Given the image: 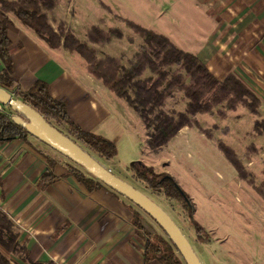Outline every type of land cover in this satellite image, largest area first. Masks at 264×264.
Segmentation results:
<instances>
[{
  "label": "crops",
  "instance_id": "1",
  "mask_svg": "<svg viewBox=\"0 0 264 264\" xmlns=\"http://www.w3.org/2000/svg\"><path fill=\"white\" fill-rule=\"evenodd\" d=\"M147 1L131 3H146L145 7L159 11L158 19L165 16V22L174 25L159 33L177 47L173 36L199 44L196 50L180 49L195 54L218 80L229 73L238 76L264 106V0ZM11 20L13 76L23 90L36 81L48 84L53 98L66 100L74 123L114 143V132L131 135L132 127L145 135L135 112L91 77L85 65L83 72L69 69L68 61L75 60L77 53L49 49L32 31ZM83 35L76 34L84 41ZM62 158L33 137L0 144V208L14 222L18 241L31 259L55 264H142L143 243L130 224L131 202L108 188L87 191L66 176L70 163ZM48 160L56 162L57 180L40 190L36 182L49 168ZM105 164L107 169L114 165L113 160Z\"/></svg>",
  "mask_w": 264,
  "mask_h": 264
},
{
  "label": "trees",
  "instance_id": "2",
  "mask_svg": "<svg viewBox=\"0 0 264 264\" xmlns=\"http://www.w3.org/2000/svg\"><path fill=\"white\" fill-rule=\"evenodd\" d=\"M56 6L57 0H0V88L32 107L46 122L100 164V159L111 162L117 156L116 144L94 132L83 130L74 123L68 115L66 100L53 98L48 84L36 81L31 88L23 90L14 78L12 42L8 37V30L12 26L10 15L23 27L30 29L49 49L77 53L85 62L86 72L100 81L116 98L123 100L140 118L145 129V144L152 154L164 150L184 128L196 129L206 139L213 141L211 129H204L198 116L213 115L215 110L218 118L224 120L229 111H236L239 107L246 109L248 114L256 118L253 131L264 136V119H261L259 113L261 99L235 74L229 73L223 80H218L195 54L181 50L166 35L119 15H114V18L124 23L141 44L127 61V65L122 60L124 54L120 57H99L92 45L104 46L113 39L120 40L123 38L122 30L111 27L104 31L98 25H92L86 31L87 40L81 41L71 29L66 28L63 21H59L56 28L53 27L50 16L53 18ZM101 6L111 11L102 3ZM134 40L133 37L127 39L129 43ZM176 94L182 95L184 111L166 112V99H172ZM28 137L32 136L12 122L8 113L0 112V144L15 139L27 141ZM215 143L238 178L264 200V182L256 187L234 150L220 140ZM69 163L66 166V176L72 177L87 191L108 188L81 167L70 161ZM48 164L49 168L36 182L40 190L57 180L53 173L56 162L48 160ZM128 172L135 182L142 184L153 195L178 203L193 228L196 239L204 241L202 243L208 242L204 237L205 229L194 219L191 199L172 176L157 172L155 167L141 162L132 164ZM130 205V224L143 243L142 264H185L160 227L152 219L159 230L147 227L141 218L143 212L134 204ZM12 258L22 264H55L31 259L29 250L18 241L14 222L0 208V264H16Z\"/></svg>",
  "mask_w": 264,
  "mask_h": 264
},
{
  "label": "rangeland",
  "instance_id": "3",
  "mask_svg": "<svg viewBox=\"0 0 264 264\" xmlns=\"http://www.w3.org/2000/svg\"><path fill=\"white\" fill-rule=\"evenodd\" d=\"M140 1L142 0H138ZM100 2L108 5L111 11L104 9ZM57 6L53 16L55 20L50 16L53 27L56 28L57 23L63 21L66 28L75 30L77 36L85 34L82 37L84 41L87 40L86 31L92 25H98L104 31L111 27L121 29L122 39H113L104 46L92 45V48L99 57H120L124 54L122 60L125 65L137 51L141 41L124 23L114 18L115 12L144 28L158 32L172 30L174 26L169 22L170 27L165 22V16L158 19L156 16L160 12L153 7H145L146 3L133 5L131 0H57ZM10 17L15 20L12 15ZM26 29L31 33L30 29ZM129 37L135 39L133 43L127 41ZM173 38L177 40L175 42L179 48L196 50L199 45L181 41L180 36ZM68 63L70 70L83 72L85 62L80 56ZM181 99V94L166 99L164 110L183 112L185 103ZM5 109L9 112L8 108ZM260 109L263 116L260 117L264 119V106ZM255 119L242 107L229 111L224 120L218 118L215 110L213 115L199 117L201 126L211 129L213 141L206 139L196 129H190L188 132L179 133L158 154L149 151L145 144L146 137L140 132L141 128L136 132L132 127L131 135L114 132L117 156L109 170L148 196L169 215L190 243L201 264H264V200L238 178L234 168L215 146V141L220 140L232 148L255 186L260 187L264 182V136L253 131ZM249 147L251 149L248 150ZM99 161L106 167L105 161ZM135 162L153 166L157 172L168 173L177 181L182 191L191 199L194 219L205 229L204 237L208 242L202 243L204 241L196 239L194 230L178 203L153 195L131 178L128 169ZM141 218L147 227L157 231V225L146 214L141 213Z\"/></svg>",
  "mask_w": 264,
  "mask_h": 264
},
{
  "label": "water",
  "instance_id": "4",
  "mask_svg": "<svg viewBox=\"0 0 264 264\" xmlns=\"http://www.w3.org/2000/svg\"><path fill=\"white\" fill-rule=\"evenodd\" d=\"M5 108H8L9 112ZM1 111L8 113L12 122L26 130L33 138L81 167L90 176L139 208L165 233L185 264H201L179 227L159 205L132 185L119 179L86 151L52 127L32 107L13 98L12 94L2 88H0Z\"/></svg>",
  "mask_w": 264,
  "mask_h": 264
},
{
  "label": "built area",
  "instance_id": "5",
  "mask_svg": "<svg viewBox=\"0 0 264 264\" xmlns=\"http://www.w3.org/2000/svg\"><path fill=\"white\" fill-rule=\"evenodd\" d=\"M111 171V170H110Z\"/></svg>",
  "mask_w": 264,
  "mask_h": 264
}]
</instances>
